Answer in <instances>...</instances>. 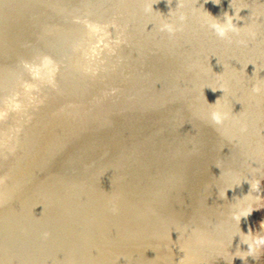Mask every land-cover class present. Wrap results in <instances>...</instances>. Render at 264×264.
Returning <instances> with one entry per match:
<instances>
[{"label":"water","instance_id":"obj_1","mask_svg":"<svg viewBox=\"0 0 264 264\" xmlns=\"http://www.w3.org/2000/svg\"><path fill=\"white\" fill-rule=\"evenodd\" d=\"M178 3L0 0V264H254L264 0Z\"/></svg>","mask_w":264,"mask_h":264},{"label":"clouds","instance_id":"obj_2","mask_svg":"<svg viewBox=\"0 0 264 264\" xmlns=\"http://www.w3.org/2000/svg\"><path fill=\"white\" fill-rule=\"evenodd\" d=\"M171 3H172V0H169V4H171ZM182 6H183V0H179L178 7L176 10L178 11L179 8ZM150 10H153V9H150ZM239 13L240 12L235 11L234 16L228 15L227 13H225L223 23H220V22L211 23L208 25V27L220 39H228L229 33L235 34V36L239 37L241 31L244 30V28H245V27H237L233 23L234 20L239 21L241 19ZM186 19H187V16L183 13H181L178 17V20H179L181 25L183 24V22ZM105 27H107V26H105ZM178 30H181V29L178 28L174 23L165 22L161 25V31H167L170 34L174 33L175 31H178ZM95 31L99 33L102 31V29L99 26H95ZM122 42L123 41L120 39V37H117L113 41V43H115L117 45H119ZM237 43L239 45H243L245 47L247 46V41L245 39H238ZM45 63L51 64L52 62L50 60H48V58H45ZM252 91L254 93H259L261 91V89L258 85H253ZM229 118H230V114L226 111H223V110H216L210 114L211 123L214 125H217V126H223L225 124V122L229 120ZM247 131H248L247 125H244L241 128V132H247ZM260 134L261 133L258 130L257 135H260ZM253 163H255V162H253ZM253 187L255 190H258L259 189V181H257ZM259 198L260 197L257 196V199H259ZM252 212H253V210L251 209V207H249V209H247L245 211H241L240 213L235 215L233 218L236 219L237 221H239L242 217L246 218L248 215L252 214ZM261 225L264 226V222H261ZM49 235H50L49 233L45 232V233H43V238L47 239L49 237ZM247 235L249 236V239L246 241V245L248 246V251H247L248 256H253L257 251L264 249V236H253L250 232ZM246 258L247 257H241V259H246ZM188 259H189V256L187 253H185L183 259H181L179 261V264H185V262Z\"/></svg>","mask_w":264,"mask_h":264},{"label":"rangeland","instance_id":"obj_3","mask_svg":"<svg viewBox=\"0 0 264 264\" xmlns=\"http://www.w3.org/2000/svg\"><path fill=\"white\" fill-rule=\"evenodd\" d=\"M259 197L256 204L255 236H264V226L261 225L264 222V187ZM254 264H264V249L254 254Z\"/></svg>","mask_w":264,"mask_h":264},{"label":"bare ground","instance_id":"obj_4","mask_svg":"<svg viewBox=\"0 0 264 264\" xmlns=\"http://www.w3.org/2000/svg\"><path fill=\"white\" fill-rule=\"evenodd\" d=\"M264 221V220H263Z\"/></svg>","mask_w":264,"mask_h":264}]
</instances>
